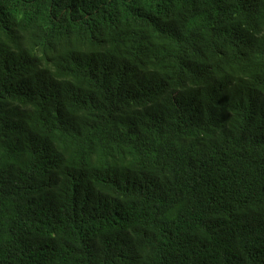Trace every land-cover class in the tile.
Segmentation results:
<instances>
[{"label": "trees", "instance_id": "trees-1", "mask_svg": "<svg viewBox=\"0 0 264 264\" xmlns=\"http://www.w3.org/2000/svg\"><path fill=\"white\" fill-rule=\"evenodd\" d=\"M0 264H264V0H0Z\"/></svg>", "mask_w": 264, "mask_h": 264}, {"label": "clouds", "instance_id": "clouds-1", "mask_svg": "<svg viewBox=\"0 0 264 264\" xmlns=\"http://www.w3.org/2000/svg\"><path fill=\"white\" fill-rule=\"evenodd\" d=\"M223 88V92L220 98L227 93V90H230L228 93H232V87L227 82L221 81L220 85L217 82L210 88H203L204 91L208 92L209 94L213 95L218 89ZM233 113H227L223 115V120L225 121L227 118L231 117Z\"/></svg>", "mask_w": 264, "mask_h": 264}]
</instances>
